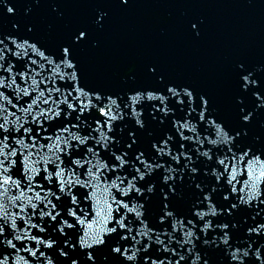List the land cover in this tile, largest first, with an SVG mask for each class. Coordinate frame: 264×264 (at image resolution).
Returning <instances> with one entry per match:
<instances>
[{
  "label": "snow or ice",
  "instance_id": "obj_1",
  "mask_svg": "<svg viewBox=\"0 0 264 264\" xmlns=\"http://www.w3.org/2000/svg\"><path fill=\"white\" fill-rule=\"evenodd\" d=\"M118 2L127 6L130 0ZM12 5L13 0H0V16H14ZM105 15L97 20L98 24ZM190 27L199 34L196 22H190ZM12 28L15 31H0V114L7 111L5 103L12 104L9 99L12 94L18 99L28 98L25 101L28 107L22 108L27 114L40 103L50 105L53 92L60 93L64 88L66 94L63 101H51L55 107L31 115L32 127H25L24 123L11 125L6 116L0 115V198L13 186L40 189L35 194V203L33 197H28L26 206L31 209L25 221L28 231L22 234L18 232L19 217L9 221L0 200V264L10 261L16 264L12 257L19 249L33 258L25 259V264H181V261L217 264L216 254L224 256L223 264L237 261L244 264L238 250H233L232 230L237 225L206 217H219L224 215V210L232 216L250 209L254 200L257 216L264 212L259 207L264 205V187H261L264 185V70L254 71L244 63L236 65L239 94L233 97L235 111L228 118L216 108L208 92L189 85L165 83L161 75V88H131L123 96L94 89L85 91L81 87L77 52L89 41L87 29H77L52 52L43 44L38 47L39 41H32L30 36L16 34L32 33L34 26L25 25L22 29L13 23ZM37 55L52 67L48 69L49 75L41 80L33 78L32 84H27L34 70L31 66H38L31 57ZM24 56L29 59L21 63ZM52 69L56 71L53 73ZM147 73L155 78L158 70L149 65ZM17 79L26 86L17 85L6 95L4 90L11 89ZM40 84H44L43 89ZM249 98L251 107L246 103ZM61 103L66 108H61ZM146 113L161 128L158 135L149 126ZM69 116L77 123L68 119ZM258 117L261 130L257 132L254 125ZM44 122L48 128L56 126L58 133L69 132L68 125L79 129L81 122L89 131L74 135L71 140L60 134L41 136V132H48ZM121 122L131 126L125 131ZM250 135L252 142H248ZM142 136L152 137L147 150L140 146ZM25 137L31 140L30 144L25 145ZM38 140L46 141L43 147L49 153L54 149L58 153L54 159L52 156L44 159L45 165L52 166L51 171L48 167L34 166L40 159L29 160L33 152L28 149L36 148ZM17 145L28 150L27 154ZM73 147L76 152L72 151ZM36 155L39 156V150ZM92 157L98 158L97 163H92ZM77 169L81 171L77 173ZM238 169L248 177L242 188L236 186ZM13 175L20 179L13 180ZM37 177L48 183H34ZM101 183L108 194L106 203L90 212L87 204L94 200ZM40 192L45 194L41 196ZM23 197L24 192L20 191L13 199L23 204ZM81 197L85 207H81ZM217 197L224 203L218 204ZM188 204L187 214L179 210ZM217 207L222 209L220 213ZM24 212L22 206L20 213ZM36 216L39 218L33 223ZM33 229L35 234L29 235ZM198 233H203L202 246L198 243L201 242ZM253 233L256 237L264 236V220L248 226L250 241ZM25 240L34 242V247L29 248ZM190 244L187 255L182 250L178 253V248ZM197 247L200 251L193 258ZM242 255L248 258V264L257 261L264 264V252L259 248L255 253L248 248Z\"/></svg>",
  "mask_w": 264,
  "mask_h": 264
},
{
  "label": "water",
  "instance_id": "obj_2",
  "mask_svg": "<svg viewBox=\"0 0 264 264\" xmlns=\"http://www.w3.org/2000/svg\"><path fill=\"white\" fill-rule=\"evenodd\" d=\"M240 1H241V0H240ZM213 2H214V1H213ZM236 3H239L238 5H242V6H244V1H241V2L236 1ZM231 9L233 10L232 12H234L235 14H238L239 12L242 11L243 7L240 8V9H237V8H236V5H232V6H231ZM25 10H26V13H28V11H32V10H33L32 5L28 3L27 6H26V9H25ZM228 29L231 30V31L233 32V31H234V30H233V29H234V25L228 27ZM63 30H64L65 35H68V29H67V28H63ZM89 31H91V29H90ZM232 36H233V37L236 36L235 32H233ZM120 38H121V37H120ZM121 40H123V38H121ZM65 41L67 42V40H65ZM130 41H131V44H133L134 38L131 37V38H130ZM118 42H120V41L118 40ZM113 45H115L116 47H119V45H116V44H110V48H111ZM89 50H91V48L89 49L88 44L83 45V46H82V52H81V53H82V54L87 53ZM228 50H229V47H227V46H221V47L219 48V50L217 51V53H218V54H224V53H226ZM126 78L131 79V77L128 76V75H126ZM130 83H131V82H130ZM118 86H120V83H118ZM127 86H128L130 89L133 88V86H132V85H129V83H127ZM221 89L224 90L223 87H221L220 90H221ZM238 91H239V87H238ZM247 100H248V99H247ZM247 100H246V103H247ZM234 111H235V109H233V110L230 112V116H229V117H232V116L234 115ZM146 115L148 116L147 113H146ZM148 122H149V126L153 128V130L155 131L156 134L160 133L161 130L159 131V129H158L159 126L154 125L153 122L150 120L149 117H148ZM242 179H245V176H244ZM240 182H242V181H240ZM188 205H189V204H188ZM188 205H185V206H188ZM185 206H181L179 210H180L181 212L187 214V207H185ZM213 221H214V220H213ZM241 224H243L244 226H247V225L249 224L248 219L243 220ZM213 227H215L214 224H213ZM198 234H199V233H198ZM233 245H234L233 250H239V251H242V252H243V251H245V250L248 249V248H252L253 253H255V249L259 248V249L261 250V252H264V236L253 238L251 241L248 239V242L245 243V244H238L237 242H234V241H233ZM188 246H189V245H188ZM188 246H187V247H188ZM185 248H186V247H185ZM185 248H184V249H179V248H178V249H177L178 253H179V251L182 250V251H184L185 255H187V254H188V249H185ZM194 252H195V251H194ZM194 252L192 253L193 257H194ZM26 254H27V252H26ZM214 258H215V259H216V258L218 259V258H219V254H216V256H215ZM254 258H255V256L253 255V256H252V259H254ZM181 264H183V261L181 262ZM220 264H221V263H220ZM222 264H223V262H222ZM234 264H238V263H237V262H234ZM244 264H248V258L244 261ZM256 264H260V262L257 261Z\"/></svg>",
  "mask_w": 264,
  "mask_h": 264
}]
</instances>
